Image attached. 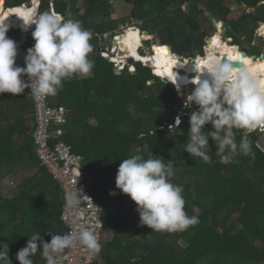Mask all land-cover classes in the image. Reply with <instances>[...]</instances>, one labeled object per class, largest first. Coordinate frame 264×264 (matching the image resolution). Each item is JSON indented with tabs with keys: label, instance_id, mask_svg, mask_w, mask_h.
<instances>
[{
	"label": "trees",
	"instance_id": "1",
	"mask_svg": "<svg viewBox=\"0 0 264 264\" xmlns=\"http://www.w3.org/2000/svg\"><path fill=\"white\" fill-rule=\"evenodd\" d=\"M2 1L11 9L31 0ZM236 1L247 9L256 8L245 15L250 26L229 21L230 9L224 0H41L39 12L48 11L53 3L55 12L83 22L88 31L114 32L120 22L112 19L111 9L124 2L133 6L130 18L143 22V32L156 35L161 45L175 54L195 58L203 53L209 36L195 18L204 11L225 24L226 38L235 44L241 35L249 45L253 42L259 24L264 23V0ZM84 2L85 14L81 15ZM7 35L18 47L28 49L35 43L32 34L19 30ZM259 53L263 54L262 49ZM89 58L95 62L91 77L66 80L57 95L49 97L55 105L74 112L65 130V142L84 158L87 186L103 210L104 234H111L110 241L101 242L98 257L105 264H264V151L257 144V131L249 134L254 158L236 155L231 162L220 163L215 142L210 139L212 159L205 163L184 150L189 120L182 121L176 133L168 128L184 104L176 87L164 80L154 83L152 69L142 65L135 64V74L125 70L119 75L114 64L94 48ZM32 122L34 105L28 89L18 96H0V179L28 163L38 169L21 184L16 196L0 198V242L9 245L12 264H19L16 253L33 233L50 242V232L68 231L61 221L64 191L51 182L36 160L35 145L28 136L35 131L30 127ZM204 130L214 128L208 124ZM234 131L239 142L242 132ZM56 142L51 140V144ZM137 154L175 164V175L170 179L183 187L185 211L199 217L196 226L175 233L140 226L136 203L117 189L115 182L121 161ZM112 191L117 195H110ZM33 259L34 264H46L39 251Z\"/></svg>",
	"mask_w": 264,
	"mask_h": 264
},
{
	"label": "clouds",
	"instance_id": "2",
	"mask_svg": "<svg viewBox=\"0 0 264 264\" xmlns=\"http://www.w3.org/2000/svg\"><path fill=\"white\" fill-rule=\"evenodd\" d=\"M40 8L41 3L38 2L37 13L30 14L28 19L19 16L24 21L25 30L35 24V30L32 31L35 43L27 49L24 67L16 66L18 44L7 35L9 28L5 24L6 19L0 23V95L11 93L18 96L30 89L34 98L55 96L66 80L88 77L92 73L95 62L89 57L93 48L101 55L102 49L93 36L94 31L90 33L80 21L66 18L55 10L39 12ZM129 29H137L143 34L141 27L134 23L127 26ZM215 30L218 31L217 28ZM104 33L112 34V48L107 50L109 57L101 56L114 64L116 71V61L113 59L120 60L116 50L113 52L117 34L116 31ZM91 39L95 42L93 46ZM150 42L144 40L143 47H153L152 44L148 45ZM128 59L124 71L135 74L136 63L129 65ZM201 61L202 66L196 65V70L204 75L192 80L196 87L184 99L185 107L193 102L199 106L198 110L191 111L184 150L192 157L208 163L212 159L209 147L211 139L215 142V155L220 158V163L231 162L236 155L254 158L249 134L264 128V70L254 65L234 64L230 57L225 60L216 56L207 59L202 57ZM149 64L141 65L151 66L153 75H157L155 66ZM24 76L28 77L27 81L23 79ZM159 79L173 83L179 93L183 92L175 85L178 76L175 82L167 78ZM181 122L177 117L175 126L179 127ZM208 124L212 125L213 131L204 130ZM234 130L242 132L239 142ZM174 165L170 160L165 163L158 156L145 159L137 154L123 159L117 170L116 188L136 203L140 226L146 225L154 232H183L199 223L197 215L190 216L185 211L183 187L170 179L175 175ZM80 193L83 191L66 192V205H78ZM110 195L115 196L117 192L112 191ZM49 235L50 242H45L40 233L29 236L26 246L16 253L19 264H34L33 257L38 251L46 264H59L61 255L78 245L94 255L102 250L98 235L89 228L63 234L50 232ZM0 264H12L9 245L3 242H0Z\"/></svg>",
	"mask_w": 264,
	"mask_h": 264
},
{
	"label": "built area",
	"instance_id": "3",
	"mask_svg": "<svg viewBox=\"0 0 264 264\" xmlns=\"http://www.w3.org/2000/svg\"><path fill=\"white\" fill-rule=\"evenodd\" d=\"M35 1L41 3V0H31L29 3L24 4L23 7L33 5ZM50 11H54L53 4H51ZM23 33L26 32L23 31ZM93 36L99 44H103L111 39L112 34L94 32ZM229 41L234 42L232 38ZM100 51L102 56H110L108 52L104 50ZM114 51L115 47L113 48ZM26 53V48L18 47L16 66H25L24 57ZM262 53L264 54V48ZM113 61H116V69L120 73L123 72L125 61L122 59L119 61L113 59ZM23 79L27 81L28 77L24 76ZM28 91L29 98L34 105L33 127L35 131L30 135V139L33 140L35 145L36 160L39 162L40 167L46 169L51 182L59 185L64 191V196L66 192L83 191V193H80L78 205L67 206L66 203L64 204L61 221L67 228V232L79 228L93 230L98 235L101 243L104 234L103 210L96 203L94 196L87 186V174L83 172L84 158L74 153L72 146L65 142V130L74 112L65 106L51 103L49 96L34 98L31 95L30 89ZM175 124H171V127L169 126L168 128L170 130L178 128ZM52 139L57 142L51 144ZM98 259V255L90 254L82 245H78L75 248L66 250L61 255L59 264H96Z\"/></svg>",
	"mask_w": 264,
	"mask_h": 264
},
{
	"label": "rangeland",
	"instance_id": "4",
	"mask_svg": "<svg viewBox=\"0 0 264 264\" xmlns=\"http://www.w3.org/2000/svg\"><path fill=\"white\" fill-rule=\"evenodd\" d=\"M85 4L86 3L84 2L83 4L80 5L81 7L83 6L82 7V11H81V15L85 14V7H86ZM224 4H225V6L227 8L230 9V13H229V16H228V20L229 21L238 22L239 24H241L243 22L244 24L246 23V24H248V26H250V22H249L248 18H247V20H245L246 19L245 15L254 13L255 11L250 12V9H247L244 5L239 4L236 0H224ZM3 7H4V1H2L0 3V11H2ZM185 8H186V6H185ZM132 9H133V6L127 5L124 2H118V3H115L113 5V7L111 9L112 19L114 21H119L120 22L119 26H118V29L116 30V34L123 33V31L127 30V26L131 25L132 23H134L137 26H141L143 24L142 21H138L137 22V20L135 18L134 19L130 18V14H131ZM187 10L188 9H186L185 12ZM2 12H5V11H2ZM125 16H128L130 18V21L129 20L126 21V19H124ZM195 18H196L197 22L201 24V27L203 28V30L207 31L208 35L211 36V34L215 31L214 22H213V19L211 18V15L204 11L201 14L196 15ZM205 19L207 20V22L205 21ZM80 23H81V25L83 27V22H80ZM222 25H223V27H222ZM218 28H221V30H222V29L226 28V26H225L224 23H221V25L218 24ZM260 29H257L255 31L253 42L250 45L248 43H246L245 37H243V35H241L242 37L239 39L240 41H238L239 45L241 47V50L245 51L248 54V56H250V57L259 56V54H260L259 53V49H262V51H263V48H264V36L260 35ZM92 31H94V30H90L89 32L91 33ZM94 32H96V31H94ZM153 39L154 40H151V42L148 43V45L152 44V41H155L158 45H161L162 42L158 39V37L156 35L153 36ZM222 39H223V41H225L226 44H228V42H230L229 41L230 38H226L225 35L223 36ZM90 42H91V44L94 43L92 39H91ZM230 44L233 45L235 43L234 42H230ZM98 47H100L102 49V51L104 50V51L107 52V50L109 48L110 49L112 48V40L110 39V40L106 41L103 44H98ZM100 53H101V51H100ZM147 56L148 55L141 56V57L146 59ZM184 57L188 58L187 56H184ZM135 61H137V60H135ZM150 63H151V61H150ZM129 65H133V64H129ZM116 73L117 74H121L118 70H116ZM91 76H92V73L88 77H84V78H89ZM182 91L183 92L180 91L181 92L180 95L182 96L183 99H185L186 95L191 92L187 88L183 89ZM51 103L55 104L54 102H51ZM132 112H134V111H132ZM253 132H256L258 134L259 139H258V143L257 144H258L259 148L264 151V130L260 129V130H255ZM29 135H31V134H29ZM224 164H227V163H224ZM20 167H22V168H20L17 172H12L11 176L9 175L10 176V179H9L10 181L14 180L18 184H22L27 179L31 178L34 174H36L37 171H38L37 167L34 164H32V163H28L25 166H20ZM4 178H2L1 181H0V198H2L3 200L12 199L14 196H16L18 194L19 190L18 189H10V187L8 188V186L10 185L9 181H7L8 178H6V179H4ZM2 199H1V202H3ZM196 213L198 214L199 211H196ZM10 220L12 221L11 218L8 219V221H10ZM233 222L235 224H237V216H235ZM110 240H111V234L110 233L103 234L102 241L107 242V241H110ZM180 244L183 247L187 246V244L185 242H181ZM97 264H105V262L102 261L99 258L98 261H97Z\"/></svg>",
	"mask_w": 264,
	"mask_h": 264
},
{
	"label": "bare ground",
	"instance_id": "5",
	"mask_svg": "<svg viewBox=\"0 0 264 264\" xmlns=\"http://www.w3.org/2000/svg\"><path fill=\"white\" fill-rule=\"evenodd\" d=\"M33 6V8H30ZM30 7H17V8H11L6 9L4 4V11H0V23H3V21H17L22 27L21 29L24 30V32H28L29 29L25 30L24 21L21 17H25V19L30 18V14H35L38 12V1H35L33 5ZM30 8V9H29ZM2 10V11H3ZM221 25V23H219ZM218 28V25H217ZM20 29V30H21ZM218 33L212 37V46L214 47V51H217L220 53L219 58H222L223 55L229 56L232 60H242V56L238 55L229 44H226L223 39L221 38L223 35V29L221 30L218 28ZM260 35L264 36V25L261 26L260 29ZM144 39L142 34L136 29H129L123 31V33H118L116 41L114 42V47L116 50V53L119 54V59H122L126 62L128 58H132L133 60H137L141 63H145L147 65L153 64L155 68L157 69V75L162 78L171 79V81L175 82L178 76L177 83L175 85L178 86V88L182 91L183 88L188 84H193L192 80L194 78L189 77V73L197 72L198 76H203L204 74L198 72L196 70V67L189 66L185 63H181L177 57H175V54L171 51V49L168 48V46L160 45L158 47H154V54L148 55L146 59L141 58L142 55L138 53V50L140 47L144 46ZM120 44V45H119ZM122 44V45H121ZM226 44V45H225ZM158 45V44H155ZM126 48V51L125 49ZM123 50V51H122ZM150 56V57H149ZM211 56H216L215 54H212L207 58H210ZM217 57V56H216ZM246 64L254 65L258 68H261L264 70V62H253L254 60L252 57H247L245 60ZM198 66H202V61ZM179 70H184L187 73L181 74ZM195 87L196 85L193 84Z\"/></svg>",
	"mask_w": 264,
	"mask_h": 264
},
{
	"label": "water",
	"instance_id": "6",
	"mask_svg": "<svg viewBox=\"0 0 264 264\" xmlns=\"http://www.w3.org/2000/svg\"><path fill=\"white\" fill-rule=\"evenodd\" d=\"M0 1H2V0H0ZM255 10H256V8H252V9H250V12H253V11H255ZM210 15H211V18L213 19L214 27L217 28V25H218L219 23H221V20H220L215 14H213V13H210ZM5 24L8 26L9 31H12V30L17 31V30L21 29V27H22L17 21H9V20H8V21L5 22ZM263 25H264V23H260L258 29H260L261 26H263ZM28 29H29V31L27 32V35L30 36V35L32 34V31L35 30V24L30 25V26L28 27ZM21 31H24V30L21 29ZM217 33H218V32L215 30V31L211 34V36H209V37H207V38L205 39V46H204V48H203V53L197 55L195 58H193V57L185 58V57H183V56H180V55H178V54H175V53L173 52V50H172L170 47H168V48L171 49V51L175 54V56L178 58V60H179L181 63H186V64H188L189 66L196 67V65L198 66V65L201 63V58H202V57L205 58V57H208V56H210V55H212V54H215L217 57L220 56V53L217 52V51H214L215 49H214V47L212 46L213 44H211V43H212V37L215 36ZM226 33H227V28H224V29H223V35H222V38H223L224 35L226 36ZM142 36H143V39H144L146 42L151 41V40L153 39V36H152L149 32H147V31H144L143 34H142ZM224 42H225V41H224ZM155 44H156V42L153 41V42H152V45L154 46ZM228 44H229L233 49H235V51H236V53H237L238 55L242 56V60H241V59H240V60H232V59H231L232 63L237 64V65H244V64H246L244 60H245L247 57H249V56H248V54H247L245 51L241 50L240 45H239V44H233V45H231L230 42H228ZM119 45H120V44H119ZM121 45H122V44H121ZM144 45H145V43H144ZM124 49H125V51H126V48H124ZM138 53H139L140 55H142V56H145V55H153L155 52H154V48H153V47H148V48L141 47V48H139ZM228 58H229V56H227V55H223L221 59H222V60H225V59H228ZM252 59L254 60V62H256V61L264 62V54H262L260 57L253 56ZM128 63H129V64L136 63V65H138V66H141V64H142L141 62H139V61H135V60H133L132 58H131V59H128ZM179 72H180L181 74L187 73V72L184 71V70H179ZM134 73H135V72H134ZM196 73H197V72H192V73H189L188 75H189V77L192 79V78H194V77L196 78V77L198 76V74H196ZM159 80H160L159 77H158L157 75H154V81H153V82H154V83H157ZM150 84H151V83H150ZM171 85L174 86L173 83H171ZM187 89H188L189 91H193V90L195 89V86H194L193 84H189V86H188ZM183 100H184V99H183ZM196 108H199V106L196 105L195 102H193L189 107H185V105L183 104L182 108H181L180 111H179V116H178L179 119H180L181 121L189 120V113H190V111L193 110V109H196ZM175 122H176V119L173 121L172 125H174ZM262 129H264V128H262ZM174 132H175V133L177 132V129H176V128L174 129Z\"/></svg>",
	"mask_w": 264,
	"mask_h": 264
},
{
	"label": "crops",
	"instance_id": "7",
	"mask_svg": "<svg viewBox=\"0 0 264 264\" xmlns=\"http://www.w3.org/2000/svg\"><path fill=\"white\" fill-rule=\"evenodd\" d=\"M3 9H4V7L2 8V10H3ZM3 11H4V10H3ZM1 12H2V11H1ZM5 12H6V11H5ZM22 48H25V47H22ZM122 51H123V50H122ZM80 79H82V78H80ZM4 94H5V93H4ZM2 95H3V94H2ZM0 96H1V95H0ZM33 124H34V122L30 123V127H33ZM29 134H30V133H29ZM29 134H28V136H29ZM21 168H22V167H21ZM19 169H20V168H19ZM19 169H18V170H19ZM18 170L13 171V172H17ZM9 175L11 176V172H7V175L1 177V179L4 178V177H5L4 179L8 178L7 181H9V184H10V185L8 184V185H9L8 188L10 187V189H18V188L21 186V184H18V183H17L16 181H14V180H11V181H10V180H9V179H10V176H9ZM6 176H7V177H6ZM1 179H0V181H1ZM4 179H3V180H4ZM7 181H6V182H7ZM11 185H12V186H11Z\"/></svg>",
	"mask_w": 264,
	"mask_h": 264
},
{
	"label": "flooded vegetation",
	"instance_id": "8",
	"mask_svg": "<svg viewBox=\"0 0 264 264\" xmlns=\"http://www.w3.org/2000/svg\"><path fill=\"white\" fill-rule=\"evenodd\" d=\"M31 8H33V6Z\"/></svg>",
	"mask_w": 264,
	"mask_h": 264
}]
</instances>
